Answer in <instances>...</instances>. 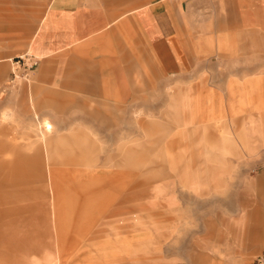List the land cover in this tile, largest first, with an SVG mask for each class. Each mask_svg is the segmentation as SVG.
Wrapping results in <instances>:
<instances>
[{
    "label": "rangeland",
    "instance_id": "1",
    "mask_svg": "<svg viewBox=\"0 0 264 264\" xmlns=\"http://www.w3.org/2000/svg\"><path fill=\"white\" fill-rule=\"evenodd\" d=\"M172 1L191 78L129 96L115 127L55 113L46 153L29 43L48 0H0V139L15 160H0V264H250L264 251V36L222 46L214 0Z\"/></svg>",
    "mask_w": 264,
    "mask_h": 264
},
{
    "label": "crops",
    "instance_id": "2",
    "mask_svg": "<svg viewBox=\"0 0 264 264\" xmlns=\"http://www.w3.org/2000/svg\"><path fill=\"white\" fill-rule=\"evenodd\" d=\"M173 2L157 0L128 12L95 3L87 5L86 0H48L46 14L29 43L31 54L41 58L35 75L43 94L39 100L43 116L34 112L33 117L46 153L49 140L45 134L55 129L51 121L55 113L64 118L75 106L85 114L92 112L88 116L101 126L115 127L118 119L112 113L126 112L129 96L142 98L145 90L157 87L163 78H191L192 35L185 36L181 45L175 40ZM214 3L215 30L221 33L218 37L231 42L222 46L251 47L252 33L264 36V0ZM165 16L166 24L162 22ZM184 31L187 33V26ZM247 34V44H240ZM10 153L8 142L0 139V160L15 161L4 157ZM46 168L54 175L50 163ZM82 187L87 202L91 189Z\"/></svg>",
    "mask_w": 264,
    "mask_h": 264
},
{
    "label": "built area",
    "instance_id": "3",
    "mask_svg": "<svg viewBox=\"0 0 264 264\" xmlns=\"http://www.w3.org/2000/svg\"><path fill=\"white\" fill-rule=\"evenodd\" d=\"M36 64L35 61H32L31 67ZM250 264H264V251L255 255Z\"/></svg>",
    "mask_w": 264,
    "mask_h": 264
},
{
    "label": "bare ground",
    "instance_id": "4",
    "mask_svg": "<svg viewBox=\"0 0 264 264\" xmlns=\"http://www.w3.org/2000/svg\"><path fill=\"white\" fill-rule=\"evenodd\" d=\"M47 128V127H46Z\"/></svg>",
    "mask_w": 264,
    "mask_h": 264
}]
</instances>
